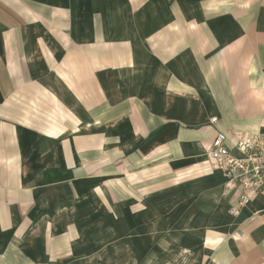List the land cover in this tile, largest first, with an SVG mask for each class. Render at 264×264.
<instances>
[{
    "label": "crops",
    "instance_id": "1",
    "mask_svg": "<svg viewBox=\"0 0 264 264\" xmlns=\"http://www.w3.org/2000/svg\"><path fill=\"white\" fill-rule=\"evenodd\" d=\"M227 129L264 132V0H0V264H264Z\"/></svg>",
    "mask_w": 264,
    "mask_h": 264
},
{
    "label": "built area",
    "instance_id": "2",
    "mask_svg": "<svg viewBox=\"0 0 264 264\" xmlns=\"http://www.w3.org/2000/svg\"><path fill=\"white\" fill-rule=\"evenodd\" d=\"M207 158L234 190L230 214H238L253 198L264 195V132L216 130L207 148Z\"/></svg>",
    "mask_w": 264,
    "mask_h": 264
}]
</instances>
